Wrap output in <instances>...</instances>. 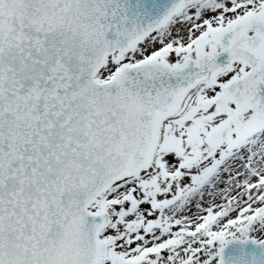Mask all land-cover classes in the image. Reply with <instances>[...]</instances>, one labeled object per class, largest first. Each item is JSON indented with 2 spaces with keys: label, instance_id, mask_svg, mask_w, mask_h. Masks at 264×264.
<instances>
[{
  "label": "snow or ice",
  "instance_id": "6c2138e0",
  "mask_svg": "<svg viewBox=\"0 0 264 264\" xmlns=\"http://www.w3.org/2000/svg\"><path fill=\"white\" fill-rule=\"evenodd\" d=\"M0 264H264V0H0Z\"/></svg>",
  "mask_w": 264,
  "mask_h": 264
}]
</instances>
